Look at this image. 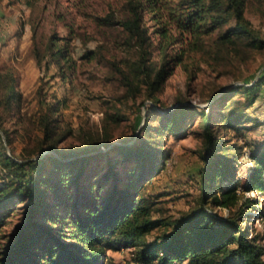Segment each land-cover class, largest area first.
Listing matches in <instances>:
<instances>
[{
  "label": "trees",
  "instance_id": "16d2710c",
  "mask_svg": "<svg viewBox=\"0 0 264 264\" xmlns=\"http://www.w3.org/2000/svg\"><path fill=\"white\" fill-rule=\"evenodd\" d=\"M246 1L181 0L178 11L174 6L167 11L178 29L173 34L163 25L150 30L143 20L146 10H152L155 19L159 17L163 0H130L122 26L137 58L132 69L119 66L118 72L133 94L136 87L145 85L152 99L150 111L160 115L162 126L156 134L150 130L143 142L120 143L93 153L88 149L66 150L57 144L61 136L52 107L39 121L43 132L39 149L54 153L35 157L34 150H29L19 158L9 153L0 133V165L8 177L0 183V264H121L108 251L131 246L136 264H264V235L260 231L250 235L254 224L249 218L250 210H257L264 222V207L259 198L238 191L243 187L264 195V139L259 149L247 151L250 162L242 174L241 158L247 143L240 150L236 142L229 144L228 138L218 134L222 127H235L242 119L230 109L234 100L219 110L217 118L213 111L201 112L204 142L200 154L205 163L201 170L203 189L194 206L177 216L156 215L161 206L143 190L145 182L164 164L162 149L151 143L152 138L157 141L163 128L183 129L194 113L188 104L161 110L154 102L159 83L172 65L196 48L211 26L219 27V38L224 42L242 38L247 46H264V37L245 15ZM99 19L108 24L114 21L112 13ZM230 21L233 28L225 29ZM155 37H159L156 46L161 63L151 59ZM56 42L53 36L47 42L51 59L68 60L64 47L54 50ZM171 42L188 47L169 55L166 49ZM41 52L34 45L38 62ZM7 80L0 79L7 89L3 104L12 112V102L19 94L12 78ZM263 82L264 77H260L250 85L234 86L210 105L230 99L240 89L251 105L259 98ZM4 132L10 143L8 130ZM210 202L233 211L228 216L214 213L208 208ZM14 215L18 216L15 222ZM9 223L12 231L6 228ZM153 229L158 232L151 239Z\"/></svg>",
  "mask_w": 264,
  "mask_h": 264
},
{
  "label": "rangeland",
  "instance_id": "374dc122",
  "mask_svg": "<svg viewBox=\"0 0 264 264\" xmlns=\"http://www.w3.org/2000/svg\"><path fill=\"white\" fill-rule=\"evenodd\" d=\"M181 0H163L159 17L152 10L144 12V23L150 30L156 26L166 27L168 33L177 34L176 22L167 11H178ZM130 0H0V79L12 78L18 100L12 102L9 112L3 102L6 85L0 84V120L9 132L8 142L4 129L0 130L7 150L19 158L29 150L35 157L54 153L40 148L43 132L40 118L48 108H54L56 128L61 136L57 144L66 150H87L93 153L107 150L116 144H139L150 130L156 134L160 115L150 111L152 102L145 85L131 93L118 72L119 66L132 69L137 58L136 48L128 41L122 20L128 15ZM113 14V23L99 19ZM245 15L264 37V0H247ZM230 21L225 29L233 28ZM219 27H209L198 46L185 53L181 61L159 83L154 95L161 110H172L188 104L194 110L185 127L179 131L163 128L162 133L152 138L151 143L162 149L164 164L152 175L143 187L144 192L156 201L162 210L156 215L177 216L194 206L203 189L201 170L204 159L200 152L204 142V125L201 112L219 110L229 101L230 109L242 116L235 127H222L218 134L236 142L245 153L249 148L259 149L264 139V82L259 98L248 105V97L242 89L211 106L225 96L234 86L250 85L264 77V46H247L242 38L229 42L220 40ZM57 41L54 50L64 47L68 60L51 59L48 39ZM155 37L151 59L162 62L161 51ZM34 45L42 50L38 62ZM186 43H169L168 54L187 48ZM3 81V82H5ZM8 82V80H7ZM141 88V89H140ZM154 99V100H155ZM150 112V113H148ZM148 113V115H147ZM148 116V117H147ZM1 142V137H0ZM245 142V143H244ZM156 149V148H155ZM36 151V152H35ZM241 158V157H240ZM247 172L249 157L241 158ZM99 173L97 176H100ZM8 179L0 165V183ZM221 178L219 186L224 188ZM238 191L244 196L259 198L264 207V195L254 190ZM214 213L228 216L232 209L208 203ZM254 229L264 235V222L257 210H250ZM13 221L18 216H13ZM8 231L13 224L6 225ZM158 229H153V239ZM264 242V239L262 240ZM134 247L109 250L108 254L121 264H136ZM187 264V261L183 262Z\"/></svg>",
  "mask_w": 264,
  "mask_h": 264
},
{
  "label": "built area",
  "instance_id": "2783aa9c",
  "mask_svg": "<svg viewBox=\"0 0 264 264\" xmlns=\"http://www.w3.org/2000/svg\"><path fill=\"white\" fill-rule=\"evenodd\" d=\"M245 156L249 157L247 152L245 153Z\"/></svg>",
  "mask_w": 264,
  "mask_h": 264
}]
</instances>
